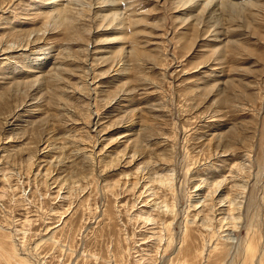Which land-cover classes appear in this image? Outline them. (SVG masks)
<instances>
[{"label": "rangeland", "instance_id": "1", "mask_svg": "<svg viewBox=\"0 0 264 264\" xmlns=\"http://www.w3.org/2000/svg\"><path fill=\"white\" fill-rule=\"evenodd\" d=\"M68 1L0 0V264L264 261V0Z\"/></svg>", "mask_w": 264, "mask_h": 264}, {"label": "bare ground", "instance_id": "2", "mask_svg": "<svg viewBox=\"0 0 264 264\" xmlns=\"http://www.w3.org/2000/svg\"><path fill=\"white\" fill-rule=\"evenodd\" d=\"M72 0H70L69 3H71ZM80 2H82V0H77ZM116 1V0H114ZM216 0H206V2L202 5L203 7L201 8V10H205L206 6L209 5V4H212L211 6V10L213 11H216L218 9H215L216 5H218V3H220L221 6H225L226 3H228V0H217V2H214ZM105 2L108 3V0H105ZM104 3V2H103ZM114 3V2H113ZM230 3V1H229ZM232 4V3H230ZM111 5V4H110ZM114 6V4L112 5ZM220 7V6H219ZM229 7V5H228ZM222 9V8H221ZM236 11V10H235ZM239 11V10H238ZM62 11H60L61 13ZM64 12V11H63ZM62 12V13H63ZM62 15V18L65 17V14H61ZM67 16V15H66ZM135 155V154H134ZM167 207V206H166ZM174 207H172V209H170L171 211L173 210ZM176 213V212H175ZM232 217V216H231ZM236 218V217H235ZM233 219V218H232ZM231 219V220H232ZM235 223V221H234ZM233 225V224H231ZM236 225V224H235ZM165 228H166V231H167V244H166V247L164 249V251H166V249L168 250L169 248H171V245L173 243V240H174V236H173V233H171L172 229H171V223H167L164 225ZM234 226V225H233ZM191 235H190V230L188 228L187 225H185L184 227V233L182 235V238H181V247L179 248L176 256H175V259L174 260H170L168 264H187V261L189 259H192V256H191V251H192V244L189 242V240L191 239ZM257 243L258 241H256L252 235H250L247 240H246V243H245V246H244V255H243V264H255L254 260H255V252H256V247H257ZM0 257H3L2 259H6L7 261H9L10 258H12L11 256H9V253H7V255H4V250L1 248L0 246ZM13 252H14V249H13ZM167 252V251H166ZM4 253V254H3ZM16 254V253H15ZM5 260V261H6ZM12 260V259H11ZM9 263V262H8ZM24 264H29L27 262H24ZM259 264H264V261L261 257V260H259Z\"/></svg>", "mask_w": 264, "mask_h": 264}]
</instances>
